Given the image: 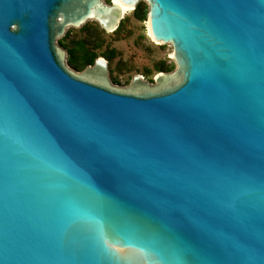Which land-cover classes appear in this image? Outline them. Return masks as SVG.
Listing matches in <instances>:
<instances>
[{
	"label": "water",
	"instance_id": "95a60500",
	"mask_svg": "<svg viewBox=\"0 0 264 264\" xmlns=\"http://www.w3.org/2000/svg\"><path fill=\"white\" fill-rule=\"evenodd\" d=\"M137 3L170 71L65 64ZM0 264H264V0H0Z\"/></svg>",
	"mask_w": 264,
	"mask_h": 264
},
{
	"label": "rangeland",
	"instance_id": "374dc122",
	"mask_svg": "<svg viewBox=\"0 0 264 264\" xmlns=\"http://www.w3.org/2000/svg\"><path fill=\"white\" fill-rule=\"evenodd\" d=\"M101 1L109 3L110 0ZM136 10L145 12V7L138 3ZM145 23V18L138 14L134 15L131 9L120 17L116 29L104 33L92 23L82 24L67 29L66 39L62 42L83 39L95 58L106 61V77L111 84L127 86L133 76H139L142 81L152 84L151 78L159 72L170 71L160 70L162 67L170 68V63L165 47L149 44ZM60 37L56 44L62 40ZM60 49L64 52L65 64L72 69L67 63L68 55L65 49L62 47ZM104 54H108L110 58L106 60Z\"/></svg>",
	"mask_w": 264,
	"mask_h": 264
},
{
	"label": "trees",
	"instance_id": "16d2710c",
	"mask_svg": "<svg viewBox=\"0 0 264 264\" xmlns=\"http://www.w3.org/2000/svg\"><path fill=\"white\" fill-rule=\"evenodd\" d=\"M137 4L135 5L134 9H132L133 14L134 15L138 14V15H141L145 18L146 10H145V12H143L141 10L139 11L140 13L137 12V10H136ZM117 27H118V25H117ZM60 39H62V40L58 41L57 44L60 47L65 49V51L68 55L67 63H68V65H70L72 67V69L78 71V70H82L86 65L92 64V62L96 56L94 55V53L91 50H89L87 48L86 43L83 39H76V40L70 39L66 43H63L62 41H64L66 39V30H65L64 34L62 35V37H60ZM103 57L106 60L108 58H110L108 54H104ZM160 70L168 71L171 69L169 67L168 68L162 67V69H160Z\"/></svg>",
	"mask_w": 264,
	"mask_h": 264
},
{
	"label": "bare ground",
	"instance_id": "6f19581e",
	"mask_svg": "<svg viewBox=\"0 0 264 264\" xmlns=\"http://www.w3.org/2000/svg\"><path fill=\"white\" fill-rule=\"evenodd\" d=\"M125 12H126V11H120V17H121ZM64 32H65V30H64ZM64 32H63V34H64ZM63 34H62V35H63ZM62 35H61V36H62ZM58 37H60V36H58Z\"/></svg>",
	"mask_w": 264,
	"mask_h": 264
}]
</instances>
